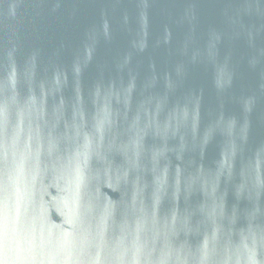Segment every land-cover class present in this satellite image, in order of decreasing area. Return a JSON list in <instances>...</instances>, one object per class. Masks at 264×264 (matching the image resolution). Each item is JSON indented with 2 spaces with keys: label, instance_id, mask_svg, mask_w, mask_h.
Wrapping results in <instances>:
<instances>
[{
  "label": "water",
  "instance_id": "1",
  "mask_svg": "<svg viewBox=\"0 0 264 264\" xmlns=\"http://www.w3.org/2000/svg\"><path fill=\"white\" fill-rule=\"evenodd\" d=\"M0 264H264V0H0Z\"/></svg>",
  "mask_w": 264,
  "mask_h": 264
}]
</instances>
